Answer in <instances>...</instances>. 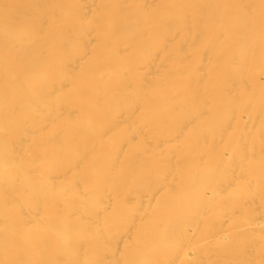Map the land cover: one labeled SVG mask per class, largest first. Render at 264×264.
<instances>
[{
    "label": "bare ground",
    "instance_id": "obj_1",
    "mask_svg": "<svg viewBox=\"0 0 264 264\" xmlns=\"http://www.w3.org/2000/svg\"><path fill=\"white\" fill-rule=\"evenodd\" d=\"M0 264H264V0H0Z\"/></svg>",
    "mask_w": 264,
    "mask_h": 264
}]
</instances>
